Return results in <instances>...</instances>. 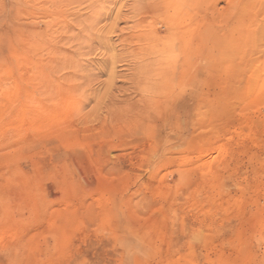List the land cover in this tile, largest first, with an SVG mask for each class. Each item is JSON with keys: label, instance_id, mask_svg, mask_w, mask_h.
I'll list each match as a JSON object with an SVG mask.
<instances>
[{"label": "rangeland", "instance_id": "1", "mask_svg": "<svg viewBox=\"0 0 264 264\" xmlns=\"http://www.w3.org/2000/svg\"><path fill=\"white\" fill-rule=\"evenodd\" d=\"M137 4L0 0V264H264V0H174L173 82Z\"/></svg>", "mask_w": 264, "mask_h": 264}, {"label": "bare ground", "instance_id": "2", "mask_svg": "<svg viewBox=\"0 0 264 264\" xmlns=\"http://www.w3.org/2000/svg\"><path fill=\"white\" fill-rule=\"evenodd\" d=\"M135 2H136V4L138 3L137 4L138 8L136 6H134L132 8V11H131L132 16L128 17L129 20L130 19H131V21L134 20L135 24H134L133 28H137V29H138V27L141 28L140 24L143 23L142 20L145 18V16H143L144 14H147V15L150 14V16L153 17L155 22L159 21V17H162V15L164 14L165 11L171 12L173 14L164 23L166 25L165 27L167 29H169L170 33L172 34V38L168 37V40H166V41H163L162 39H156V41H153V42L147 44L146 48L143 49L144 53L140 54V56H141L140 58H137L140 60V64L146 62L145 64L149 63L151 65V67L156 66L155 69H156V72H158V73H156V72L155 73L159 74V77H160L158 79H165L166 82H173L175 74H182L183 75V74H185V71H186V68H185L186 66L184 67V65H181L176 61L179 57L177 55V53H183V51H185V50H187V48H189V47L184 45V43H183L184 40H181L182 36H181V33H179V31L181 30L180 29L181 27H180V24L178 21V17H179V13L181 12V9H178V7L175 6L174 0H154L151 3H154L155 5H152L151 3H149L147 1V4L149 6H146L145 8L143 5H141V7H139L141 0H135ZM141 4H143V3H141ZM101 5L98 4L96 7L98 8ZM146 10H148V12ZM100 13L97 12V15L95 14V17H92L93 20L94 19H95V21L99 20L102 16ZM124 17H125V15H124ZM143 28H141V29H143ZM156 36H157V33H156ZM157 38H159V37L157 36ZM154 57H155V59L152 60ZM203 61H205V60H203ZM179 62H180V59H179Z\"/></svg>", "mask_w": 264, "mask_h": 264}]
</instances>
